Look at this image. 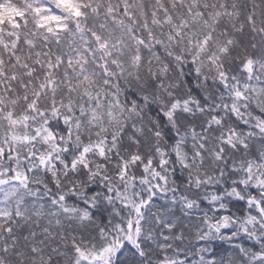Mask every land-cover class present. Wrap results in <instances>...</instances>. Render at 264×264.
<instances>
[{
  "label": "snow or ice",
  "instance_id": "1",
  "mask_svg": "<svg viewBox=\"0 0 264 264\" xmlns=\"http://www.w3.org/2000/svg\"><path fill=\"white\" fill-rule=\"evenodd\" d=\"M0 264H264V0H0Z\"/></svg>",
  "mask_w": 264,
  "mask_h": 264
}]
</instances>
